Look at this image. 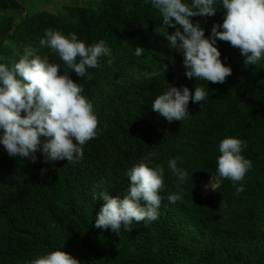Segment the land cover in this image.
Segmentation results:
<instances>
[{"label": "trees", "instance_id": "trees-1", "mask_svg": "<svg viewBox=\"0 0 264 264\" xmlns=\"http://www.w3.org/2000/svg\"><path fill=\"white\" fill-rule=\"evenodd\" d=\"M2 2L15 10L0 8V64L11 69L24 48H31L59 65V74L69 72L84 89L81 95L92 103L99 135L84 148L80 162L58 166L46 163L39 149L35 162L9 161L0 144V264H31L55 250L67 252L80 264H264V153L259 147L264 143V137L259 139L264 135L259 116H264V57L245 67L238 48L217 40L221 62L232 74L224 83L213 84L187 78L186 70L180 73L178 56L154 33L162 16L151 0H105L97 13L69 8L49 13L32 5L25 16L17 0ZM214 23L223 20L208 23L206 38ZM45 29L65 36L74 33L86 46L103 40L111 55L100 57L98 67L88 69L91 80L80 78L55 51L40 45ZM137 47L144 49L139 57L134 55ZM165 81L177 88L197 83L205 100L190 99L181 121L169 123L154 116L150 105ZM224 138L247 143L241 155L252 168L236 185L244 188L239 194L228 179L221 180L215 191L205 188L217 174ZM48 139L41 136L40 147ZM149 153H158L159 161L164 156L162 198L180 194L181 199L170 208L168 201L159 220L147 221L149 232L141 229L142 222H133L128 230L122 226L119 235L95 227L102 206L91 200L105 190L123 199L129 188L127 169L137 161L146 162ZM177 157L178 167L188 173L180 188L168 168L169 159ZM150 159L149 167L159 165L155 156ZM251 176L256 178L248 184ZM241 208L260 215V235L243 237L256 231L236 216Z\"/></svg>", "mask_w": 264, "mask_h": 264}, {"label": "clouds", "instance_id": "clouds-1", "mask_svg": "<svg viewBox=\"0 0 264 264\" xmlns=\"http://www.w3.org/2000/svg\"><path fill=\"white\" fill-rule=\"evenodd\" d=\"M21 4V16L26 15V8ZM87 6H70L67 2H47L45 12H63L85 10L97 13L105 0H81ZM158 9L160 25L154 33L162 45L172 54L182 58L187 78L210 81L213 84L224 83L232 74L231 67L225 66L220 59L221 53L215 46L217 40L226 41L238 48L245 67L255 65L264 57V0H151ZM0 8L14 9L0 0ZM201 16L198 21H192ZM222 18V24L214 23L210 35L206 38V29L210 21ZM222 28V31H218ZM182 30V31H181ZM40 45L55 51L68 69L80 78L91 80L88 69L98 67L99 58L110 56L111 49L103 40L91 45L77 39L74 33L68 36L53 29H45ZM144 49L137 47L134 55L141 56ZM226 59V58H225ZM174 63V60L172 61ZM112 60H108L111 64ZM60 66L49 63L31 48H24L23 55L11 69L0 64V144L7 151L8 160L18 162L21 158L36 160L34 153L39 149L44 154L45 162L50 166L68 165L80 162L84 157V148L96 140L99 135L98 119L93 113L92 103L81 93L82 86L69 78V72L59 74ZM167 71L165 67L162 72ZM190 86V87H187ZM177 88L172 82L165 81V87L155 94L150 105L152 114H158L167 122L181 121L188 114L189 100L199 103L205 100L206 93L197 83ZM194 92L190 93V90ZM21 112L24 115H21ZM49 138L41 146L40 137ZM75 141V142H74ZM246 141L238 138H224L219 143L217 174L211 177L205 188L220 187L221 180H231L236 186L252 168V162L241 155ZM146 162H135L127 169L128 194L121 199L111 197L107 191L98 194L105 201L95 219V227L110 228L118 235L121 228L130 229L133 222L155 221L161 218L166 203H176L180 194H170L162 198L164 188V167L148 166ZM180 158L169 159L168 168L176 178V187L185 183L188 173L178 167ZM136 165V166H135ZM46 171L41 170V173ZM125 191V190H124ZM123 191V192H124ZM236 194L244 191L242 185L236 186ZM163 199V201H162ZM162 201V205L160 206ZM143 203V206L141 204ZM31 264H80L67 252L55 250Z\"/></svg>", "mask_w": 264, "mask_h": 264}, {"label": "bare ground", "instance_id": "bare-ground-1", "mask_svg": "<svg viewBox=\"0 0 264 264\" xmlns=\"http://www.w3.org/2000/svg\"><path fill=\"white\" fill-rule=\"evenodd\" d=\"M178 65H179V68H180V67H181V68L184 67V66H183V63H182V58H181L180 61L178 62ZM173 80H174V83H175L176 80H177V77H174ZM259 116H260V119H261V120H264V116H262L261 114H259ZM249 117H250V116H249ZM251 118H253V117H251ZM257 131H261V130H260V126L257 127ZM263 137H264V135H259V139H261V138H263ZM259 147H260L261 151L264 153V143L259 144ZM155 157H156L157 163H158L159 165H162V164H163L162 161H163L164 156L161 157L160 161H159V159H158V158H159V154H158V153H156ZM163 166H164V164H163ZM255 178H256L255 176H251V177L249 178V180L247 181V183L249 184V183L254 182ZM209 182H210V181H209ZM208 184H209V183H208ZM208 184H207V185H208ZM205 191H206V189H205ZM236 216H240V217L242 218V220H243V221H244L249 227H251L252 229H254V230L256 231L255 233L250 232V233H248L246 236H243V237H245V238H251V237H253V236H255V235H260V234H261V232H262V230H263V229H262V220H261L260 215H259L257 212L250 211V210H248V209H246V208H241V209L238 210Z\"/></svg>", "mask_w": 264, "mask_h": 264}, {"label": "rangeland", "instance_id": "rangeland-1", "mask_svg": "<svg viewBox=\"0 0 264 264\" xmlns=\"http://www.w3.org/2000/svg\"><path fill=\"white\" fill-rule=\"evenodd\" d=\"M19 1L22 3L23 6L27 7V6H30L31 4L44 5L47 2H63L64 0H19ZM65 1L67 2V5H70V6H77V5L87 6V4H84L81 0H65ZM39 9H46V6H42ZM200 17L201 16H195L192 21H198L200 19ZM96 199L95 200H91V203L93 205H97V206H103L104 205L105 201H104V199L102 197H97ZM168 206L170 208L171 207V203H168ZM141 229L144 232H149L148 231V222L147 221H142Z\"/></svg>", "mask_w": 264, "mask_h": 264}]
</instances>
